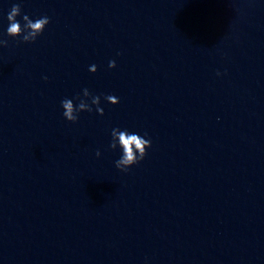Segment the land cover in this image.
Here are the masks:
<instances>
[{
  "label": "clouds",
  "instance_id": "obj_1",
  "mask_svg": "<svg viewBox=\"0 0 264 264\" xmlns=\"http://www.w3.org/2000/svg\"><path fill=\"white\" fill-rule=\"evenodd\" d=\"M21 15V6L20 4H14L7 15V20L9 26L7 28V35L9 37H22V41L25 43L35 42L37 37L40 36L46 26L50 23V18L43 16L37 18L35 21L30 19L27 14L22 16L23 26L17 20V17ZM7 40H0V45L7 46ZM109 68H115V60L109 61ZM89 71L95 73L97 67L95 65L90 66ZM217 75H220L218 72ZM47 79V77H45ZM83 97H91V104L87 102V99L80 98L79 96L76 99L79 100L78 104H74L72 99L65 98L61 101V106L63 108L64 118L72 123H75L79 119L80 112H91L93 110L92 106H96V112L99 115L104 114L103 108L100 107V96L92 95L87 88L83 90ZM104 99L112 104L116 105L119 103V98L114 95H106ZM147 136V133H145ZM111 143L109 147L111 149H116L117 146L122 150L121 157L115 161V166L120 171L126 172L131 166L138 164L144 159L147 155V149L151 147V140L145 139L139 134L130 133L127 129L121 130L119 128H113L111 131ZM97 156L100 155V152L97 151Z\"/></svg>",
  "mask_w": 264,
  "mask_h": 264
}]
</instances>
